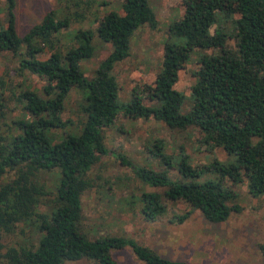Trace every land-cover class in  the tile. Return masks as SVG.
I'll return each instance as SVG.
<instances>
[{"label": "trees", "instance_id": "16d2710c", "mask_svg": "<svg viewBox=\"0 0 264 264\" xmlns=\"http://www.w3.org/2000/svg\"><path fill=\"white\" fill-rule=\"evenodd\" d=\"M3 1L6 24L0 28V53L18 61V77L28 73L44 85L41 96L26 88L11 92L19 116L2 123L0 264H117L113 254L124 248L142 264H187L163 258L132 238L88 240L80 230L81 197L95 188L88 173L107 153L103 135L119 115L160 122L171 130L194 128L204 147L221 149L230 158L208 166L216 179L198 181L200 166L182 159L173 169L158 142L150 153L163 169H131L141 184L160 190L139 196L136 208L145 223L167 216L163 201L187 207L169 217L172 223L181 224L194 212L209 223L226 221L238 208L231 205L234 194L224 181L245 182L248 194L264 201V0H183L181 17L169 26L159 72L125 105L117 102L112 70L128 58L129 40L138 27L155 29L147 0H120V14L108 12L92 30H75L65 48L61 33L82 17L76 9L64 5L49 10L19 36L14 0ZM93 37L108 44L110 52L87 79L80 63L92 57ZM192 56L190 108L181 114L182 95L175 86ZM71 93L81 98L75 121L62 118ZM65 129L67 133L54 141ZM169 169L175 179L168 177ZM53 170L59 175L51 196L38 179L41 171ZM102 185L96 188H109L107 182ZM42 204L45 211L38 210ZM257 250L264 263V241Z\"/></svg>", "mask_w": 264, "mask_h": 264}, {"label": "rangeland", "instance_id": "374dc122", "mask_svg": "<svg viewBox=\"0 0 264 264\" xmlns=\"http://www.w3.org/2000/svg\"><path fill=\"white\" fill-rule=\"evenodd\" d=\"M147 1L156 19L155 29L138 27L129 40L128 58L113 66L112 75L117 83L119 105H125L139 95L144 85H151L160 70L163 46L169 40V26L182 15L183 0ZM77 3L79 6L76 8L74 6ZM64 5H69L72 12L77 10L82 17L73 20L67 30L61 33L63 48L71 44L69 38L75 30H92L98 18L108 12L120 14V0H60L58 4L56 0H14L16 33L23 35L29 27L38 24L47 11ZM3 8L4 1L0 0V28L6 24ZM231 28L232 25L226 23V30ZM91 46L92 57L80 63V70L87 79L93 77L99 62L110 52V46L96 37H93ZM17 64L18 61L6 53H0V132L4 129L2 123L19 116L11 92L26 88L42 95L44 80L28 73L18 77L15 72ZM193 64L192 56L179 72L175 86L182 95L181 114L190 108L188 87L193 81ZM80 103L81 98L71 93L64 104L62 118L75 121ZM20 119L28 120V117L20 115ZM66 133V129L59 132L53 140H60ZM103 138L107 153L88 173L95 188L81 197L80 230L88 240L105 236L132 238L138 245L153 250L163 258L187 264H264L257 250L258 244L264 241V201L249 195L245 182L230 185L224 181L234 194L231 205L236 206L238 211L232 212L222 223H209L197 212L181 224L172 223L169 217L183 213L187 207L182 203L167 201H163L167 216L161 220L145 223L139 216L136 206H139L140 194L160 190L141 184L131 169L162 170L159 159L150 153L157 145L161 144L162 153L170 157L173 169L182 159L189 165L200 166L202 174L198 181L216 179L218 175L208 166L214 161L226 163L230 160L221 149L209 150L204 147L199 142L196 129L171 130L160 122L128 120L119 115L111 128L104 132ZM58 175L57 170L47 173L41 171L38 179L51 196L55 192ZM174 175V171L169 169L168 177L175 179ZM103 182H107L109 188H96L98 185L103 187ZM38 210L45 211L46 208L42 204ZM113 257L117 264H142L126 248L114 252ZM64 264L93 263L80 260Z\"/></svg>", "mask_w": 264, "mask_h": 264}]
</instances>
